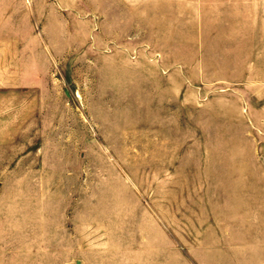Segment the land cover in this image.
<instances>
[{
  "label": "rangeland",
  "instance_id": "rangeland-1",
  "mask_svg": "<svg viewBox=\"0 0 264 264\" xmlns=\"http://www.w3.org/2000/svg\"><path fill=\"white\" fill-rule=\"evenodd\" d=\"M0 264H264V0H0Z\"/></svg>",
  "mask_w": 264,
  "mask_h": 264
}]
</instances>
